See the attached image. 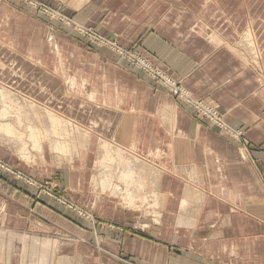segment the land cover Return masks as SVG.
<instances>
[{
    "label": "crops",
    "instance_id": "crops-1",
    "mask_svg": "<svg viewBox=\"0 0 264 264\" xmlns=\"http://www.w3.org/2000/svg\"><path fill=\"white\" fill-rule=\"evenodd\" d=\"M62 17L151 61L240 139ZM0 85L91 133L82 147L0 99V264H264V0H0ZM105 141L125 153L109 170L143 179L135 199L100 178Z\"/></svg>",
    "mask_w": 264,
    "mask_h": 264
},
{
    "label": "built area",
    "instance_id": "built-area-1",
    "mask_svg": "<svg viewBox=\"0 0 264 264\" xmlns=\"http://www.w3.org/2000/svg\"><path fill=\"white\" fill-rule=\"evenodd\" d=\"M43 11L49 14H52L53 12L51 9L47 7H43ZM63 20H65L68 24H73L77 26L78 32L83 36H86L91 42L97 45L109 47L112 50H114L117 54L128 58L131 61V63H133L136 67L146 72L159 84L167 88L169 92H171L175 97H178L179 99L189 104L197 114L205 117L207 120L218 126L221 130H223L233 138L240 139V137L242 136V133L239 130H235L226 124L218 109H216L213 105H211L207 101L194 98L192 94L183 86V84L180 81L174 80L170 75L155 67L153 63L148 59L140 56L135 51H130L122 48L116 43V41H112L105 38L94 28L87 27L84 25H78L73 20L67 17L63 18ZM1 167L5 168L8 167V165L3 163L1 164ZM30 182L31 184H34L39 188H43L44 190H47V192H49L50 195L55 194L53 190L48 188L49 185L47 183L37 184L36 181H32V180H30ZM59 200H61L62 202L63 201L66 202L64 198H60Z\"/></svg>",
    "mask_w": 264,
    "mask_h": 264
},
{
    "label": "bare ground",
    "instance_id": "bare-ground-1",
    "mask_svg": "<svg viewBox=\"0 0 264 264\" xmlns=\"http://www.w3.org/2000/svg\"><path fill=\"white\" fill-rule=\"evenodd\" d=\"M15 93V92H14ZM13 91L9 88V87H6V86H2L0 85V99H2L3 101H6L7 99L10 100V98L13 96L14 99H16V103L18 101V107L17 108H21L22 105L21 103L23 102V106L25 107L26 105V102H28L27 104H30V108H32V113L34 114V116H36L37 114L36 113H41L40 116H48L52 123V127L53 129H58L60 128L64 134H67L68 136H75V135H78L80 137V140L82 139L83 140V144H82V147L84 145L87 146V141H88V138H89V134L91 133H87L86 131L84 132V130H82L79 126L74 125L75 123L67 118H62L60 117V115L58 113H56L54 110L50 109V108H46L45 110H41V107L38 106V104L34 101H29L28 100V97L27 99L25 98H21L20 95L18 94L16 97V94L15 95H12L14 94ZM23 96V95H22ZM12 98V99H13ZM30 99V98H29ZM1 101V100H0ZM13 104V103H12ZM16 105V104H15ZM41 105V104H40ZM3 106V105H2ZM4 107H7L4 105ZM9 107V106H8ZM29 108V107H28ZM27 108V109H28ZM44 108V107H43ZM14 109V108H13ZM5 110V109H4ZM10 110V109H9ZM19 110V109H18ZM22 108H21V114H22ZM26 110V109H25ZM31 110H28V111H31ZM12 111V109H11ZM17 111V110H16ZM20 111V110H19ZM27 112V110H26ZM3 113V112H2ZM1 113V114H2ZM5 113V112H4ZM14 114V113H12ZM20 114V115H21ZM27 114V113H26ZM33 114H28V116L30 115H33ZM19 115V114H18ZM23 115V114H22ZM21 115V116H22ZM10 116V115H9ZM12 116V115H11ZM14 116V115H13ZM25 116V114H24ZM18 118V116H17ZM7 122V121H6ZM74 124H73V123ZM26 123V122H25ZM49 124V123H48ZM81 126V125H80ZM54 131V130H52ZM51 131V132H52ZM88 131H90L88 129ZM58 132V131H57ZM53 134H57L56 132H53ZM74 138V137H73ZM72 139V138H71ZM60 140V139H59ZM102 143V142H101ZM103 148V155L99 161V165H98V172H100V178L103 180V183L104 182H108V185L110 183V179L108 177V175L110 176V178H114L115 180H117V183L116 184V190H118V193L121 194V195H126L127 197L131 198V199H135L133 197V189L134 187L136 186H140L142 187V185L139 184V181L140 180H143V179H140L138 176L135 175V171L132 170V169H128L126 170L124 173L120 172L119 175L116 174V167L114 166V168L112 167L110 170H109V165H108V162L109 161H114V162H121V160L123 159V155L122 152H120L118 149H112L109 141H105L104 144H102L101 146ZM56 148L58 149H61L63 148V146H60V145H56ZM88 148V147H87ZM118 150V151H117ZM133 159H129V161H132ZM138 160V159H136ZM137 174V173H136ZM108 177V178H107ZM114 180V181H115ZM104 185V184H103ZM113 186V184H112ZM105 187V185H104ZM107 187V186H106ZM137 199V198H136ZM146 197L144 198L143 201H139L141 203H145L146 202ZM133 202H137L136 201H133Z\"/></svg>",
    "mask_w": 264,
    "mask_h": 264
},
{
    "label": "rangeland",
    "instance_id": "rangeland-1",
    "mask_svg": "<svg viewBox=\"0 0 264 264\" xmlns=\"http://www.w3.org/2000/svg\"><path fill=\"white\" fill-rule=\"evenodd\" d=\"M81 142H82V144H83V140H82V139H81ZM82 144H81V145H82ZM110 145H111V144H110ZM84 146H86V145H84ZM111 146H112V145H111ZM118 150H119L120 152H122V154H125V153H124L123 151H121L120 149H118ZM118 150H117V151H118ZM127 156H128V155H127ZM130 158L133 159V157H130ZM55 192H56V191H55ZM56 193H57V192H56Z\"/></svg>",
    "mask_w": 264,
    "mask_h": 264
}]
</instances>
